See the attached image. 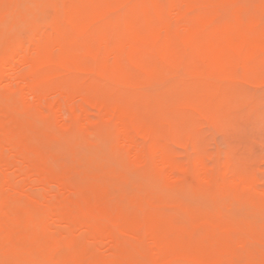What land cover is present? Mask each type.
Masks as SVG:
<instances>
[{
    "label": "bare ground",
    "instance_id": "obj_1",
    "mask_svg": "<svg viewBox=\"0 0 264 264\" xmlns=\"http://www.w3.org/2000/svg\"><path fill=\"white\" fill-rule=\"evenodd\" d=\"M52 4L57 14L49 24L37 19L31 22L26 18L10 23L2 13L16 6V0H0V84H5L3 88L0 87V264L8 261L12 264H221L227 258L235 262L240 254L231 249L228 243L232 231L242 228V223L233 219L227 221L223 219L224 216L221 218L208 212L193 220L196 230L201 225L207 228L199 243L186 242L182 240L185 238L179 236H167L165 222L172 220L162 218L157 211L164 208L165 199L168 202L172 200L162 195V199L158 198L154 193L155 198L150 201L149 208H143L137 215L131 216L126 208L128 205L124 203L128 201L129 194L126 192L127 198L123 196V199L120 198L122 201H113L112 198L110 201L109 194L114 193V189H109V186H113L108 185L109 180H105L107 186L100 185L101 180H97L99 175L104 178L105 174L101 172L106 163L103 165V161L96 157L85 167L83 159H80L81 162L74 155L73 158L82 164L80 166L79 163L80 170L86 171H80L78 163V169L59 164L58 159L54 160L57 153H54V149H47V144L53 145L59 141L57 137L62 135L60 129L53 135L50 134L53 130H49V137L42 134L47 141L45 138L41 140L43 136L39 134L40 131L37 132L40 136L28 132L32 131L34 125L20 115L22 111L12 103V96L17 97L14 94L16 84H22L26 91L22 95V107L25 110L36 103L41 104L51 90L59 97L54 106L58 112L62 111L60 105L64 99L77 97L84 103L96 104L119 127V145L127 148L130 156L143 162L145 152L135 139V132L143 130L154 139L152 145L159 153L158 167L176 170L177 166L157 142L160 135L158 124L150 120L147 107L138 104L134 97L117 98L111 93L96 96L80 87H71L68 82L57 84L56 80L66 71H88L116 75L125 86L128 82L137 83L170 71V63L176 68L186 67L193 72H203L225 69L233 62H240L249 72L260 67V54L264 51V23L261 21L262 16L264 21V0H257L256 3H252V0H52ZM254 6H258L255 11ZM114 14L120 15L116 21L113 19ZM7 26L10 27V36L5 31ZM25 28L30 30V33H25L30 35V46L22 39ZM182 45L191 48L187 60H181ZM191 91L185 93L186 97L182 96V100L171 94L168 101L178 100L194 107L198 98ZM72 106L78 109L76 103ZM84 119L86 123L88 116ZM41 126L37 130L44 127ZM75 137L79 144L85 142L82 135L80 139ZM54 138L58 139L55 143L52 142ZM43 142L46 143V150L42 146ZM8 148L15 152L11 151L14 156L6 153ZM50 149L52 153H46L51 152L48 151ZM116 156L115 160H118ZM122 162L119 166H122ZM10 169L25 179L28 186L40 185L43 194L56 187L60 192H72L75 197L66 201L59 198L57 192L47 203L25 202L17 197L20 195L15 191L14 180L3 173V170ZM193 169L204 178L202 180L214 179L213 174L205 168L200 172L195 166ZM173 174L169 172V175ZM233 176L236 180L255 182L240 171H235ZM169 178L167 175L163 180ZM146 190L142 188L141 192ZM117 195L119 199L120 194ZM26 197L30 199L32 193L26 194ZM220 197L219 194L217 200H221ZM238 199L243 201L241 197ZM231 208L229 211L233 210ZM235 208L237 211H233L237 213L238 206ZM187 209L185 207V214ZM128 235L132 236L130 238L133 241L136 239L134 247L132 242L127 244L121 240ZM26 237L39 240L23 244V238L28 239ZM108 239L112 240L115 252L107 257L97 246ZM89 240L101 242L91 245ZM208 240L218 242L221 247L213 248L207 244ZM70 242H74V245H70ZM147 242L151 243L152 249ZM130 244L132 247H128ZM20 250L24 251L21 256L18 255Z\"/></svg>",
    "mask_w": 264,
    "mask_h": 264
},
{
    "label": "rangeland",
    "instance_id": "obj_2",
    "mask_svg": "<svg viewBox=\"0 0 264 264\" xmlns=\"http://www.w3.org/2000/svg\"><path fill=\"white\" fill-rule=\"evenodd\" d=\"M256 1L252 0V3H256ZM53 4L52 0H16V6L12 7L11 10L9 9L10 11H4L2 15L6 21H11L10 23L26 18L32 20L31 22H35V19H37L36 21H45L44 23L49 24L57 14V9ZM25 8L27 9L25 10ZM257 8L258 6H254L253 11L257 10ZM119 16V14H114L113 19L116 21ZM261 21L264 23L263 16ZM7 27L8 31H5L10 36L12 35L10 27ZM27 31L30 33L29 28H25L24 34L21 32L23 34L22 36L25 37H22V39L26 45L30 46V35L25 34ZM182 52L183 57L181 60H187L191 54L190 46L182 45ZM260 57L259 66L263 68H254L249 72H246L245 67L240 62H233L225 69H218L216 71L207 70L203 72H193L186 67L176 68L170 63L169 70L174 72L170 73L168 71L169 73H162L159 76H154L152 79H142L137 83L128 82L125 86L121 84L119 77L116 75H101L88 71H66L62 75L63 77L61 76V78L56 80L57 84L68 82L71 87H80L89 93L93 92L91 94L96 96L111 93L117 98L134 97L138 104L146 106L150 120L157 123L159 127L160 135L157 138L158 144L165 149L168 158L177 166V169L173 171H168V167H158L159 153L152 145L154 139L143 130L138 129L135 132V139L138 146L143 148L145 152L144 160L142 162L130 156L127 148H122L121 144L119 145V140H121L119 127L96 104L84 103L80 99L78 100L77 97L74 98V103L72 102L74 99H64L60 105L62 111L58 112L55 111L54 106L58 102L59 97H57L55 91L51 90L49 93L47 92L46 100H43L41 104L36 103L25 110L22 107V95L26 91L22 84H16L14 94L17 97L12 96V103L21 109L22 112H20V115H23L24 118L26 117V121L33 123L34 126L31 127L32 131H28L31 134L37 136V132L40 131L39 134L41 136H46L51 132L49 130H53L50 133L53 135V133L59 132L60 129L62 133L60 135L63 137L61 138L59 136L57 138L61 142L57 144L59 141H56L58 139L55 140L54 138L52 142L55 143L54 141H56L57 143L53 145L47 144V149H54V153H57V156L54 155V160L58 159L59 164L62 166H72L70 169L79 168L80 170L82 164L79 162L80 165L74 158L78 160L83 159V162L82 160L80 161L84 166L85 164L89 166L87 163L89 164L90 160L96 157L101 162L103 161V165L106 163L104 171L101 172L105 174V176L102 175L104 178H101L99 175L97 180L102 181H99L101 183H99L100 185H106V182L109 180L108 185L111 184L113 187L114 181H111V179L116 180V183L114 182V188L109 186V189H114V193L116 194H111V190H109V195L111 196H109V200L112 198L113 201H122L120 198L123 199V196L126 198L128 196L129 203L127 200V203H124L125 206L128 205L126 208L130 211L131 216L137 215V212L139 213L143 208H149L150 201L155 198L154 193L158 198L162 199V197H165L172 200L173 202H168L164 198L165 204L162 205L164 208L158 209L157 211L162 218L166 217L167 220H172L171 222H165L164 229L167 231L165 233L168 234L167 236H179L185 238L182 240L193 243H199L202 240L200 238L204 236V232L207 230L205 225H201L197 230L193 227V220L196 216L210 212L221 218L224 216L223 219L227 221H230V219L232 221L233 219L235 222L242 223L243 227L232 231L228 244L240 256L235 262L227 258L221 264H239L238 261L241 264H262L264 261V51L260 54ZM4 85V82H2L0 87L3 88ZM189 91L194 92L198 98L196 106L194 107L188 106L185 102H179L178 100L174 102L168 101L171 94H174L178 99L182 100L183 97H186L185 93L188 94ZM75 103L78 106L76 110L72 106ZM18 104L21 105L19 106ZM86 115L88 116V121L85 123L84 117ZM23 116L20 118L23 119ZM36 124H42L44 127L41 126L43 128L37 130L40 125L37 127ZM62 127L64 130H62ZM35 129L36 131H33ZM80 135L83 136L84 139H82L86 143L82 142V144H79L75 136L79 138ZM44 136L41 137V140L45 138ZM45 139L47 141V138ZM48 141L51 140L49 139ZM75 142L80 147L77 143L75 145ZM45 144L44 142L42 143L44 149ZM9 149L6 152L8 155L12 156L13 153L15 154L12 149L10 151ZM51 149L48 151H51ZM46 153H52V151ZM115 156L118 160H115ZM121 161H123L122 166H119ZM77 163L78 168H76ZM139 163L141 164L139 165ZM54 165L56 166V163ZM194 166L199 172L205 168L206 171L213 174L214 179L212 181L202 180L203 177L194 171ZM235 171H240L246 177L253 178L255 182L250 183L243 179L236 180L233 176ZM169 172H174L175 174L169 175ZM3 173L10 175L14 180L15 191L20 195L17 197L22 198L25 202L47 203L57 192V196L66 201L73 197L72 192H60L56 187H53L54 189L50 188L49 190L51 191L46 190L48 193H44L46 194L44 195L41 193V191H44L40 188V185L28 186L27 181L25 182V179L15 175L13 169L3 170ZM167 175L168 178L170 177V181L167 179L163 180ZM105 180L107 181L105 182ZM119 181L120 183H118ZM132 181L133 183L131 184ZM117 183L118 186L116 185ZM146 185L149 187V190ZM119 188L121 189L119 190ZM142 188L147 190L141 192ZM154 188L156 192L159 191L158 194L160 195L154 192ZM121 190L125 193H122ZM217 191L221 195V200H217L219 198ZM126 192L129 195L126 196ZM28 193H32L30 199L26 197ZM117 194H120L119 199ZM142 196L145 197V200ZM238 197H241L243 201L241 202ZM175 200L176 202L178 200V202H174ZM232 205L235 207L238 206L239 210L237 213H235L237 208ZM185 207L188 208L186 214ZM231 207L235 212L233 210L229 211ZM239 207L243 209L242 212H240L241 209ZM251 212L256 213V215H253ZM240 213H243L242 215L245 216L244 219ZM128 236H124L121 240H124L127 244L132 242L131 244L134 247L133 242L136 239L133 241L130 238L131 235ZM190 237H194V239H189ZM24 238L23 240L21 239L24 242L23 244L34 240V238ZM38 240L35 238L34 241L36 242ZM108 240H105L106 243H100L97 246L99 251L107 257L115 252L114 244H111L112 240ZM99 241L89 240V243L93 245ZM74 242H70L69 244L74 245ZM79 244L82 243L79 242ZM207 244L215 249L221 247L218 242L209 240ZM147 245L149 248H153L150 242H147ZM20 251L18 255L21 256L24 254V251ZM243 255L245 257L244 260ZM6 264H12V262L8 261Z\"/></svg>",
    "mask_w": 264,
    "mask_h": 264
}]
</instances>
